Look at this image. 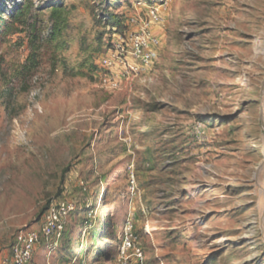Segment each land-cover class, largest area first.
Here are the masks:
<instances>
[{
    "label": "rangeland",
    "instance_id": "374dc122",
    "mask_svg": "<svg viewBox=\"0 0 264 264\" xmlns=\"http://www.w3.org/2000/svg\"><path fill=\"white\" fill-rule=\"evenodd\" d=\"M163 1L0 0V264L62 200L36 264H264V0H167L159 59L104 87Z\"/></svg>",
    "mask_w": 264,
    "mask_h": 264
},
{
    "label": "built area",
    "instance_id": "2783aa9c",
    "mask_svg": "<svg viewBox=\"0 0 264 264\" xmlns=\"http://www.w3.org/2000/svg\"><path fill=\"white\" fill-rule=\"evenodd\" d=\"M153 2V1H151ZM160 7H148L147 19H133L137 30L126 35L110 45L108 54L101 58L102 73L99 75L102 85L111 90L120 87L122 76L137 72L141 68H150L155 61V47L159 44L152 28L155 24L165 22V14L169 1H163ZM75 205L67 200L52 204L47 211L40 229H33L21 238L20 243L11 249V257L3 264H36V249L39 245H47L51 250L59 245L66 221L74 211ZM133 226L128 223L125 227L123 241V255L129 249H135L132 235ZM137 256L142 258V253L137 250Z\"/></svg>",
    "mask_w": 264,
    "mask_h": 264
},
{
    "label": "trees",
    "instance_id": "16d2710c",
    "mask_svg": "<svg viewBox=\"0 0 264 264\" xmlns=\"http://www.w3.org/2000/svg\"><path fill=\"white\" fill-rule=\"evenodd\" d=\"M30 13H31V6L29 7V6L21 5L18 9H16V11L13 13V15L11 17V19L13 21V23H12L13 25L10 28H12V30H13V26L15 23H20L22 25L27 24L28 19L26 17ZM53 18L56 22H58V21L65 22V18L63 16V13L60 10L55 9L53 11Z\"/></svg>",
    "mask_w": 264,
    "mask_h": 264
},
{
    "label": "crops",
    "instance_id": "0c3cea01",
    "mask_svg": "<svg viewBox=\"0 0 264 264\" xmlns=\"http://www.w3.org/2000/svg\"><path fill=\"white\" fill-rule=\"evenodd\" d=\"M168 23V21L165 19V22H163L162 24L163 25H165V24H167ZM159 25H161V24H155L154 26H153V28H152V30H153V32H154V34L157 36V38H158V40H159V44L154 48L155 49V57H157V59H159V55H160V51H161V45H162V39L163 38H165V33H166V31H160V29H159ZM166 26V25H165ZM167 28V27H166ZM156 59V60H157ZM153 67V65L151 66V68Z\"/></svg>",
    "mask_w": 264,
    "mask_h": 264
}]
</instances>
